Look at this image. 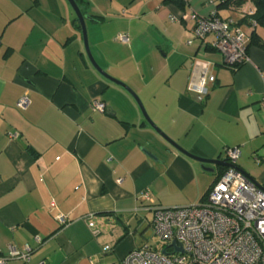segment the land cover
Instances as JSON below:
<instances>
[{
  "label": "crops",
  "instance_id": "0c3cea01",
  "mask_svg": "<svg viewBox=\"0 0 264 264\" xmlns=\"http://www.w3.org/2000/svg\"><path fill=\"white\" fill-rule=\"evenodd\" d=\"M80 1L97 66L193 157L96 70L67 0H0V257L31 249L27 263L7 264H121L152 242L145 192L162 208L197 205L226 169L194 158L225 160L227 148H238L237 166L264 182L250 169L264 167V49L250 46L235 71L216 54L214 36L196 41L194 21L183 19L208 17L220 0H186L185 10L164 0ZM196 59L213 62L216 76L204 101L187 89ZM95 100L106 112L93 109Z\"/></svg>",
  "mask_w": 264,
  "mask_h": 264
},
{
  "label": "built area",
  "instance_id": "2783aa9c",
  "mask_svg": "<svg viewBox=\"0 0 264 264\" xmlns=\"http://www.w3.org/2000/svg\"><path fill=\"white\" fill-rule=\"evenodd\" d=\"M232 10L240 13L241 18L256 13L251 1L240 7L232 6ZM183 19L194 21L192 32L195 39L214 36L212 47L223 55L226 66L235 69L249 62L250 34L232 18L223 19L214 10L206 18L191 14L184 15ZM256 25L252 21L249 27L253 30ZM118 41L130 44L126 34L119 35ZM212 66L213 62L209 60L194 61L187 89L200 101L208 97L209 85L216 83ZM28 105L29 100L24 96L18 107L25 110ZM93 109L106 112L105 105L99 100L93 102ZM240 155L238 148L226 149L225 160L232 167L226 168L221 178L210 187L204 202L197 205L162 208L155 205L150 194L145 192V208L154 212L155 241L128 253L121 264H264V182L255 183L236 168ZM256 162H261L258 157ZM86 219L89 228L97 235L91 221L93 215ZM57 220L61 225L69 224L64 215H59ZM174 243L182 248V253L176 250ZM30 251L28 246L23 252L10 248V256L0 257V264H7L10 259L27 263ZM104 251L110 252L111 247L106 246Z\"/></svg>",
  "mask_w": 264,
  "mask_h": 264
},
{
  "label": "water",
  "instance_id": "95a60500",
  "mask_svg": "<svg viewBox=\"0 0 264 264\" xmlns=\"http://www.w3.org/2000/svg\"><path fill=\"white\" fill-rule=\"evenodd\" d=\"M68 3L70 4V6L72 7L76 18L80 24L81 30H82V34H83V40H84V45H85V50H86V54L90 60V62L92 63V65L96 68V70L106 79L114 82L115 84H118L119 86H121L122 88H124L126 91H128L136 100V102L138 103L144 117L145 120L148 124V126L152 127L154 130H156L168 143H170L175 149H177L178 151L184 153L185 155L189 156V157H193L190 154H188L186 151H184L182 148H180L178 145H176L174 142H172L168 137H166L157 127L156 125L152 122V120L150 119V117L148 116V114L146 113V110L142 104V102L140 101V99L138 98V96L125 84L114 80L112 78H110L107 74H105L95 63L94 59L92 58L91 52H90V47H89V40H88V31H87V21L91 20V18L84 14L80 8V6L78 5L76 0H67ZM148 155L152 158H154V156L150 153H148ZM197 159L201 164L202 167L204 169H208L206 168L207 165H213V166H221L224 168H229L232 167L226 160H203V159H198V158H194ZM238 170H240L248 179H250L251 181L255 182L253 180V178H251L246 172H244L243 170H241L239 167H236ZM256 183V182H255ZM173 246L176 248V250L180 253L183 252L182 248L177 247L176 243L173 244ZM164 253H166V251H164Z\"/></svg>",
  "mask_w": 264,
  "mask_h": 264
},
{
  "label": "trees",
  "instance_id": "16d2710c",
  "mask_svg": "<svg viewBox=\"0 0 264 264\" xmlns=\"http://www.w3.org/2000/svg\"><path fill=\"white\" fill-rule=\"evenodd\" d=\"M76 1H77L78 5H80L81 1L80 0H76ZM247 1H251L254 4V6L256 8V13L253 16L241 18V21L237 24L239 26H241L242 24L250 25V24H252V21H255L257 24L256 27L253 30H251L250 42L248 44V52H249V47L253 46V45L264 49V39L261 37V35L259 33V30H261V29L264 30V0H220V3L218 5V9H228V10L233 11L232 6L233 7H240L244 3H246ZM164 3L165 4H174L182 10H185V8H186V0H164ZM218 9L216 8L218 15L221 18H223L219 14ZM223 19H229V18H223ZM243 65H245V64L238 65L235 69H233V68H231V69L236 71L237 69H239ZM225 171H226V169L215 180V182H217L221 178V176L224 174Z\"/></svg>",
  "mask_w": 264,
  "mask_h": 264
},
{
  "label": "rangeland",
  "instance_id": "374dc122",
  "mask_svg": "<svg viewBox=\"0 0 264 264\" xmlns=\"http://www.w3.org/2000/svg\"><path fill=\"white\" fill-rule=\"evenodd\" d=\"M97 1L100 3L101 0H97ZM191 14H194V13L192 12ZM234 19H238L237 16H235ZM172 21H173V20H172ZM236 22H237V21H236ZM242 28L245 29L244 26H242ZM260 29H261V28H260ZM87 31H88V34H89V29H88V27H87ZM195 40L197 41L198 39H195ZM216 54L219 55V56H222L220 52H217ZM202 60H203V59H202ZM190 93H191V92H190ZM196 96H197V95H196ZM250 169L253 171V174L255 175L256 180H257L258 182H260V180H261L260 178L262 177V175H263V173H264V167L257 166V165H255V164L253 163V167L250 168ZM262 183H263V182H262ZM152 237H153V236H152ZM154 241H155V238L153 237V239H152V244L154 243Z\"/></svg>",
  "mask_w": 264,
  "mask_h": 264
}]
</instances>
